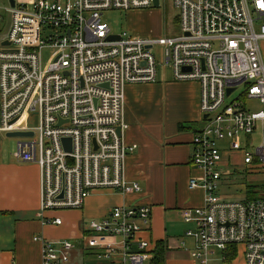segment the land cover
Returning a JSON list of instances; mask_svg holds the SVG:
<instances>
[{"label": "built area", "instance_id": "built-area-1", "mask_svg": "<svg viewBox=\"0 0 264 264\" xmlns=\"http://www.w3.org/2000/svg\"><path fill=\"white\" fill-rule=\"evenodd\" d=\"M171 1L180 33L158 37L114 33L102 18L106 10L150 8L153 0L0 6L10 16L0 39V135L32 132L18 136L15 155L40 167L43 211L82 209L98 189L140 191L125 176L127 155L137 147L127 145L122 134L125 86L157 81L152 50L160 45L162 64L176 80L199 82L205 116L191 155L204 177L189 180L190 188H204L205 203L181 210L194 225L186 232L194 242L193 264H264V189L257 197L229 201L219 188L226 167L264 176V0ZM45 47L53 53L43 64ZM26 114L37 115L38 124L23 126ZM151 218L150 205H119L91 220L76 241L38 235L34 240L42 246V264H69L78 245L102 264H151L153 244L141 236ZM45 222L61 225L63 219Z\"/></svg>", "mask_w": 264, "mask_h": 264}, {"label": "crops", "instance_id": "crops-1", "mask_svg": "<svg viewBox=\"0 0 264 264\" xmlns=\"http://www.w3.org/2000/svg\"><path fill=\"white\" fill-rule=\"evenodd\" d=\"M200 93L199 82L176 80L173 74L168 79L157 75L156 82L127 84L123 110L127 126L122 134L127 145L137 147L127 155L125 176L138 182L141 190H95L73 220L59 211L41 209L39 165L9 156L0 144V264H42V246L35 236L76 241L91 220H101L114 206L134 204L152 207L151 223L144 225L141 236L152 242L154 255L161 243L165 247L164 264L172 252L177 254V261L193 264L190 251L194 242L186 236L192 223L184 220L178 227L174 217H182L184 208L205 203L204 188L189 187L191 178L200 181L204 177V171L191 160L194 132L204 125ZM254 188L262 192L264 181ZM55 216L61 217L63 224L45 222ZM69 264L102 262L84 245H78Z\"/></svg>", "mask_w": 264, "mask_h": 264}, {"label": "rangeland", "instance_id": "rangeland-1", "mask_svg": "<svg viewBox=\"0 0 264 264\" xmlns=\"http://www.w3.org/2000/svg\"><path fill=\"white\" fill-rule=\"evenodd\" d=\"M20 1V0H16ZM30 1V0H27ZM31 3V2H28ZM8 4V0H0V6ZM2 19L0 20V39L3 34H6L9 29L10 16L4 10H0ZM103 20L108 23L110 28L114 33H119L122 31H128L135 35L142 36H163V35H176L180 33V23L178 19V13L171 0H160V5L158 7L152 6L150 8H139L135 10L125 11L120 9L106 10L102 16ZM261 48L264 55V40L261 41ZM153 53L157 59V70L158 76H165L166 79L172 77V70L169 66H163L162 60V47L156 45L153 48ZM53 49L50 47H45L42 50V63L46 64L52 58ZM137 84V83H135ZM241 90V87L232 95L231 98L236 97ZM250 106H256L257 103L254 101L247 102ZM39 122L37 115L26 114L24 119L20 121L23 126H36ZM259 132L254 136L255 142L259 141ZM19 140L18 136H7L0 135V144L2 149L10 156L16 158L17 142ZM251 148L250 146L248 147ZM233 159V158H232ZM234 159L237 163L241 165L242 159L240 154L234 155ZM227 169L230 173H225L223 179L219 182V188L223 194V198L229 201L243 200L247 198L246 188L248 186L260 187L261 183L264 181V176L248 173L247 169L240 166L238 170L232 171V169ZM93 194V193H92ZM87 200V199H86ZM77 210L81 209H65L59 211L61 215L66 216L68 219H75L78 214ZM184 223L183 217H174V224L181 227ZM193 228L194 225L190 224ZM61 239V238H57ZM191 240L188 239V243ZM177 254L172 252L168 254L166 264H186L182 261H177Z\"/></svg>", "mask_w": 264, "mask_h": 264}, {"label": "trees", "instance_id": "trees-1", "mask_svg": "<svg viewBox=\"0 0 264 264\" xmlns=\"http://www.w3.org/2000/svg\"><path fill=\"white\" fill-rule=\"evenodd\" d=\"M260 192L258 190H256L253 186H248L246 188V195H247V198H254V197H257L258 194ZM165 254V247L162 246L161 243H159L157 245V249H156V252H155V255H154V258H153V262L154 264H164V255Z\"/></svg>", "mask_w": 264, "mask_h": 264}, {"label": "water", "instance_id": "water-1", "mask_svg": "<svg viewBox=\"0 0 264 264\" xmlns=\"http://www.w3.org/2000/svg\"><path fill=\"white\" fill-rule=\"evenodd\" d=\"M15 2L16 0H9V3L14 6L15 5ZM154 2V6L155 7H158L160 5V0H153ZM115 37H118V36H115ZM3 44H8L9 42L8 41H3L2 42ZM232 91V89H229L228 90V94ZM205 117V116H204ZM118 132L121 134V128H118ZM22 135H32V132H11V133H8L7 136H22ZM70 139L68 138H64V143H67ZM69 147V146H68ZM70 149V148H68Z\"/></svg>", "mask_w": 264, "mask_h": 264}]
</instances>
